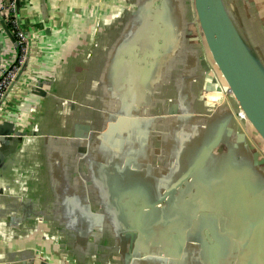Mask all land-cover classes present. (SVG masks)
I'll use <instances>...</instances> for the list:
<instances>
[{"label":"crops","instance_id":"crops-1","mask_svg":"<svg viewBox=\"0 0 264 264\" xmlns=\"http://www.w3.org/2000/svg\"><path fill=\"white\" fill-rule=\"evenodd\" d=\"M119 5L21 0L28 81L43 82L46 95L27 92L26 74L3 103V122L28 137L0 168V264H159L145 255L129 258L132 218L168 199L169 186L173 194L181 188L183 130L203 125L181 120L182 107L220 116L227 94L215 102L216 94L200 92L202 49L191 42L197 28L189 0L180 4L189 15L172 30L179 39L155 84L139 94L122 86L116 62L136 24ZM1 22L0 69L15 56ZM173 104L177 115L168 113ZM76 125L94 130L78 129L83 137H74Z\"/></svg>","mask_w":264,"mask_h":264},{"label":"water","instance_id":"water-1","mask_svg":"<svg viewBox=\"0 0 264 264\" xmlns=\"http://www.w3.org/2000/svg\"><path fill=\"white\" fill-rule=\"evenodd\" d=\"M183 1L120 0L119 14L129 11L136 24L116 62L122 86L128 84L139 94L145 85L151 89L155 84L161 65L172 59L176 39L172 30L189 15L187 8L180 7ZM174 3L178 7L170 6ZM189 3L197 28L191 42L200 43L202 49L200 92L216 94L215 102L227 94V112L219 116L182 107L181 120L203 125L183 130L180 195L177 198L175 187L169 186L168 199L165 195L153 202L148 216L132 218L127 232L129 258L145 255L159 264H264V4L257 0ZM16 7L18 13L21 0H16ZM1 24L17 49L13 35ZM29 60L28 52L15 82L27 74ZM28 80L27 92L45 97L43 82ZM3 103L0 168L28 137L14 123L3 122ZM168 113L177 115V105H171ZM75 129L74 137H83L81 131L94 127L76 125ZM152 229L159 231L153 239ZM150 243L151 249L139 248ZM135 245L138 249L132 248Z\"/></svg>","mask_w":264,"mask_h":264},{"label":"built area","instance_id":"built-area-1","mask_svg":"<svg viewBox=\"0 0 264 264\" xmlns=\"http://www.w3.org/2000/svg\"><path fill=\"white\" fill-rule=\"evenodd\" d=\"M0 20L9 26L17 49L13 61L0 69V103L7 99L8 92L24 65L29 52V38L21 28L17 13L16 0H0Z\"/></svg>","mask_w":264,"mask_h":264},{"label":"rangeland","instance_id":"rangeland-1","mask_svg":"<svg viewBox=\"0 0 264 264\" xmlns=\"http://www.w3.org/2000/svg\"><path fill=\"white\" fill-rule=\"evenodd\" d=\"M146 230H149V229L146 228ZM152 234H153V236H152V239H153L154 236H156L157 234H159V231H155V230L153 231V229H152V230H151V235H152ZM152 241H153V240H151V243H152ZM151 243H150V244H151Z\"/></svg>","mask_w":264,"mask_h":264},{"label":"trees","instance_id":"trees-1","mask_svg":"<svg viewBox=\"0 0 264 264\" xmlns=\"http://www.w3.org/2000/svg\"><path fill=\"white\" fill-rule=\"evenodd\" d=\"M7 28L9 29V26L7 25ZM10 31V30H9Z\"/></svg>","mask_w":264,"mask_h":264}]
</instances>
